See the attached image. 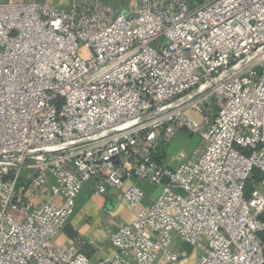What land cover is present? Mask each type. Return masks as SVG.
I'll return each mask as SVG.
<instances>
[{"label": "built area", "instance_id": "1", "mask_svg": "<svg viewBox=\"0 0 264 264\" xmlns=\"http://www.w3.org/2000/svg\"><path fill=\"white\" fill-rule=\"evenodd\" d=\"M59 2L0 0V151L119 125L264 45V0H132L120 10ZM181 130L199 143L175 168L158 163V147ZM130 176L160 191L108 230L111 253L92 261L54 242L86 179L101 195ZM48 177L52 197L35 205ZM121 197L135 208L144 192L130 184ZM175 239L191 247L192 264H264V52L149 121L57 153L0 159V264H189Z\"/></svg>", "mask_w": 264, "mask_h": 264}, {"label": "crops", "instance_id": "2", "mask_svg": "<svg viewBox=\"0 0 264 264\" xmlns=\"http://www.w3.org/2000/svg\"><path fill=\"white\" fill-rule=\"evenodd\" d=\"M41 1L59 2V0ZM68 2L69 0H60L59 3L66 6ZM51 184H53V179L48 177L44 189L34 198L35 205L51 199L52 196L49 192ZM130 184L137 185L144 192V198L135 208L130 207L121 197L124 188ZM93 189V179H86L75 198L73 213L62 231L54 238V242L59 246L75 245L82 254L92 261H97L103 255L113 251L107 236L108 230L117 229L121 225L130 223L137 210L151 204L158 195L160 187L130 176L126 179L125 186L120 189L109 187L101 195H96ZM53 200L58 202L60 198L54 197ZM174 242L176 246L173 247ZM173 243L172 250L177 251L180 258L190 254L189 264H192L194 253L191 247L188 245L190 249L186 252L183 246L187 244L181 243L177 239Z\"/></svg>", "mask_w": 264, "mask_h": 264}, {"label": "water", "instance_id": "3", "mask_svg": "<svg viewBox=\"0 0 264 264\" xmlns=\"http://www.w3.org/2000/svg\"><path fill=\"white\" fill-rule=\"evenodd\" d=\"M264 52V45L256 49L254 52H252L250 55L244 57L240 61L232 64L227 69L219 73L215 80H222L225 77L229 76L233 72L237 71L238 69L242 68L243 66L247 65L251 61H253L255 58L260 56ZM215 80L208 81L200 86H197L196 88L188 91L184 95L177 97L176 99L165 103L161 105L160 107H157L155 109L150 110L149 112L140 115L138 117H135L133 119H130L126 122H123L119 125L113 126L111 128L105 129L103 131H100L98 133L84 136L81 138L71 139L68 141H62L60 143H56L49 146H43L39 148H31L27 150H13V151H0V159H9V158H18V157H32L40 154H53L60 151L80 147L92 142H95L97 140L103 139L109 135H112L117 132H121L123 130L129 129L131 127H134L138 124H141L143 122L149 121L153 118H156L158 116H161L181 105L188 102L189 100L193 99L194 97L198 96L202 92L209 89Z\"/></svg>", "mask_w": 264, "mask_h": 264}, {"label": "rangeland", "instance_id": "4", "mask_svg": "<svg viewBox=\"0 0 264 264\" xmlns=\"http://www.w3.org/2000/svg\"><path fill=\"white\" fill-rule=\"evenodd\" d=\"M132 0H107V3L112 7L120 10L122 8H128ZM192 5L199 3V0H189ZM199 143V138L190 134L185 130L179 131L169 142L162 145L158 150L157 154H161V163L164 165H169L172 168H175L178 163L185 158L193 148ZM176 246V243H173V247ZM183 249L188 252L190 247L184 245Z\"/></svg>", "mask_w": 264, "mask_h": 264}, {"label": "trees", "instance_id": "5", "mask_svg": "<svg viewBox=\"0 0 264 264\" xmlns=\"http://www.w3.org/2000/svg\"><path fill=\"white\" fill-rule=\"evenodd\" d=\"M162 146L158 147V150L161 148ZM161 154H155V160L158 162V163H161ZM258 176H259V170L257 169H253L249 178L247 179L246 181V193H248L254 186V184L256 183L257 179H258Z\"/></svg>", "mask_w": 264, "mask_h": 264}]
</instances>
